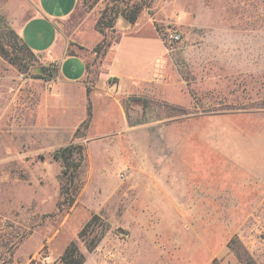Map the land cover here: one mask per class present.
<instances>
[{
    "label": "rangeland",
    "instance_id": "obj_1",
    "mask_svg": "<svg viewBox=\"0 0 264 264\" xmlns=\"http://www.w3.org/2000/svg\"><path fill=\"white\" fill-rule=\"evenodd\" d=\"M108 2L79 0L65 35L94 43ZM146 2L106 55L71 45L90 65L76 85L23 43L36 0H0V264H62L73 240L84 264H242L236 235L264 264V0ZM71 142L87 159L67 205L53 151Z\"/></svg>",
    "mask_w": 264,
    "mask_h": 264
},
{
    "label": "crops",
    "instance_id": "obj_2",
    "mask_svg": "<svg viewBox=\"0 0 264 264\" xmlns=\"http://www.w3.org/2000/svg\"><path fill=\"white\" fill-rule=\"evenodd\" d=\"M37 12L29 18L22 28V37L29 45L31 50L45 58L50 62H56L59 71L60 80L66 84H82L87 75L86 59L83 55L68 54V46L70 41H78L83 45L93 46L98 44L103 35L99 33V38L94 43H87L82 41L81 29L76 26L71 33L70 38L64 33L65 23L73 17L77 10L79 0H36ZM129 23V24H128ZM126 22L125 18H118L116 27L124 29L132 27V23ZM126 35V33H123ZM134 36V35H128ZM119 38V41L121 39ZM70 40V41H69ZM117 43L114 46V52L110 62V75L121 83V78L118 76L117 71L112 69L113 58L116 54ZM152 54V53H151ZM156 53H154L151 61L153 62L155 69ZM154 74L149 75L143 79H135L134 85H138L147 81L152 82L154 80ZM132 85V84H131ZM131 85L129 87H131ZM126 88V89H129ZM96 94L93 95V98ZM149 181L144 186L148 191H166L165 181L157 179L159 174L165 175L164 172H155L150 170Z\"/></svg>",
    "mask_w": 264,
    "mask_h": 264
},
{
    "label": "trees",
    "instance_id": "obj_3",
    "mask_svg": "<svg viewBox=\"0 0 264 264\" xmlns=\"http://www.w3.org/2000/svg\"><path fill=\"white\" fill-rule=\"evenodd\" d=\"M146 1L147 0H112V2H110L111 4L108 2L95 24V29L103 35V39L93 49L97 56L106 55L107 48L111 46V44L107 43L105 39L108 31H114L116 29L118 16L123 15L130 23H136L142 9L147 5ZM122 2H124V6L121 4ZM22 40L24 45L31 50L26 41L24 39ZM75 43L76 42L74 41L70 42L67 50L68 54H80L78 51L70 49L71 45H75ZM79 47L83 48L82 45H79ZM86 67L87 70L90 67L87 61ZM115 79L117 80L116 77ZM132 99L141 101L140 97L135 95L129 96L126 105L129 103V100ZM142 101L143 107L146 108L149 100L142 98ZM91 115L92 113L89 110L88 117L85 120L86 125H88ZM53 156L62 166L61 194L63 195V203L72 205L82 186L81 171L87 159L86 147L83 143L71 142L55 149L53 151ZM98 219L99 216L97 214L93 215L79 232V238H82V240L86 242L87 248L90 251L97 246L99 238H86L85 235L91 226H95ZM228 246L242 264H259L255 256L250 252L247 246H245L238 235L229 241ZM85 259V254L79 249L76 240L71 241L60 257L62 264H84Z\"/></svg>",
    "mask_w": 264,
    "mask_h": 264
},
{
    "label": "built area",
    "instance_id": "obj_4",
    "mask_svg": "<svg viewBox=\"0 0 264 264\" xmlns=\"http://www.w3.org/2000/svg\"><path fill=\"white\" fill-rule=\"evenodd\" d=\"M171 39L174 41H178L181 38V34L179 32H173L170 35Z\"/></svg>",
    "mask_w": 264,
    "mask_h": 264
},
{
    "label": "water",
    "instance_id": "obj_5",
    "mask_svg": "<svg viewBox=\"0 0 264 264\" xmlns=\"http://www.w3.org/2000/svg\"><path fill=\"white\" fill-rule=\"evenodd\" d=\"M43 71H44V68L43 67H41V68L38 69V72H43Z\"/></svg>",
    "mask_w": 264,
    "mask_h": 264
}]
</instances>
